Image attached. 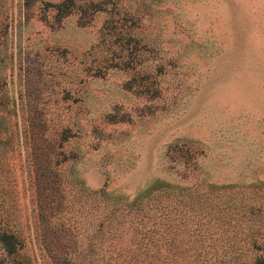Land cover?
I'll use <instances>...</instances> for the list:
<instances>
[{
	"label": "rangeland",
	"instance_id": "rangeland-1",
	"mask_svg": "<svg viewBox=\"0 0 264 264\" xmlns=\"http://www.w3.org/2000/svg\"><path fill=\"white\" fill-rule=\"evenodd\" d=\"M59 1L0 0V217L32 264H49L43 222L80 240L101 222L89 191L156 181L166 264L264 261V0H76L100 6L86 25L54 20Z\"/></svg>",
	"mask_w": 264,
	"mask_h": 264
},
{
	"label": "trees",
	"instance_id": "trees-1",
	"mask_svg": "<svg viewBox=\"0 0 264 264\" xmlns=\"http://www.w3.org/2000/svg\"><path fill=\"white\" fill-rule=\"evenodd\" d=\"M48 5L53 7L52 18L56 21L77 12L79 25H86L91 20L92 13L100 9L97 3L91 6L89 4V7L86 4H78L76 0H60ZM131 19L138 23L140 16L135 15ZM139 33L132 34L135 42L141 44L143 40V45H146L145 37ZM0 104H3L1 99ZM47 165L48 162L45 163V167ZM165 187V182L156 181L131 198L125 195L107 197L103 187L89 191L100 197L97 205L102 203L105 206L101 222H91L84 232L86 238L82 240L76 237L79 231L76 224L43 222L39 228L42 235L47 236V241L46 237L41 238L43 248L47 251V254L45 253L47 262L49 264H166V223L162 222L165 206L162 195ZM55 190V193L48 191L45 195V205L42 210V213H45V216L43 215L45 220L53 214L56 215L57 212L60 217L63 211L61 187L58 186ZM116 212L119 214L117 222H115ZM201 229L205 231L207 227ZM174 232L176 234L178 232L177 222ZM245 243L240 245L236 241L230 243V250L235 251L236 254L234 258L243 255L244 250L252 249V242L248 241L246 245ZM0 247L12 257L13 264H32V258L25 251L24 238L3 224L1 217ZM252 264H264V261L256 256L252 259Z\"/></svg>",
	"mask_w": 264,
	"mask_h": 264
}]
</instances>
